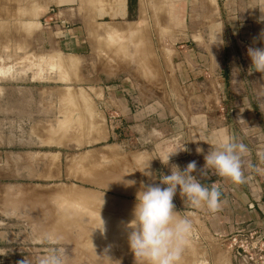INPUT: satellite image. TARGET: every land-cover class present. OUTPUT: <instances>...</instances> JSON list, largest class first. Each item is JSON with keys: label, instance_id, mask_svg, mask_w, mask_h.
<instances>
[{"label": "rangeland", "instance_id": "rangeland-1", "mask_svg": "<svg viewBox=\"0 0 264 264\" xmlns=\"http://www.w3.org/2000/svg\"><path fill=\"white\" fill-rule=\"evenodd\" d=\"M165 3L140 0V20L97 36V49L85 64L73 55H59V89L44 91L59 94V114L49 124L39 112L40 104L25 99L42 93L40 83L28 81L22 73L3 78L15 69L4 61L0 64V231L14 248L0 264H38L53 247L63 250L67 264H137L128 244L131 230L126 228L136 193L142 183L167 187L160 177L171 170L158 159L141 155L142 142L127 138L138 133L136 129L115 128L116 119L95 101L104 93L96 84L106 83L109 94L119 81L128 79V88L135 90L132 85L147 86L163 67L168 68V34H153L168 12ZM125 31L128 34H119ZM195 36L200 44V36ZM259 37L257 47H264ZM11 96L15 102H9ZM149 160L151 176H146L137 166ZM126 181L135 183L126 186ZM178 189L175 211L192 222L179 264H264L259 234L253 238L249 231L240 233L244 236L211 234L199 207L188 204ZM48 234L61 237L60 243L50 245Z\"/></svg>", "mask_w": 264, "mask_h": 264}, {"label": "crops", "instance_id": "crops-1", "mask_svg": "<svg viewBox=\"0 0 264 264\" xmlns=\"http://www.w3.org/2000/svg\"><path fill=\"white\" fill-rule=\"evenodd\" d=\"M165 4L168 12L153 34H168V68L163 67L147 86L131 84L135 90L128 88L126 79L113 87L114 93L106 94L111 87L100 81L96 85L104 93L95 101L116 119V129L137 130L126 137L142 142L143 157L160 161L158 155L184 147L170 157L169 170L173 164L183 170L195 161L192 174L205 186H219L218 210L199 207L211 234L249 231L264 236V79L258 72L248 74L251 61L244 43L259 44L257 29H264V11L256 6L264 9V0H167ZM140 12V0H0V64L4 61L15 69L3 78L22 73L28 81L40 83L42 93L25 99L39 103L41 116L54 122L59 94L44 91L59 89V55H73L85 64L97 49V36L138 22ZM194 34L200 36V44ZM10 99L15 102V96ZM149 107L151 111L146 110ZM220 127L246 148L241 154L240 184L213 169L201 175L211 146L199 139ZM197 148L203 151L197 153ZM2 235L0 231V262L14 250Z\"/></svg>", "mask_w": 264, "mask_h": 264}, {"label": "clouds", "instance_id": "clouds-1", "mask_svg": "<svg viewBox=\"0 0 264 264\" xmlns=\"http://www.w3.org/2000/svg\"><path fill=\"white\" fill-rule=\"evenodd\" d=\"M262 11V9L259 5ZM264 19V17H262ZM260 40L264 41V31L260 33ZM255 43V38L254 41ZM247 55L251 64L248 67V74L258 72L264 75V47L249 46ZM238 68V67H236ZM151 111V107L146 109ZM211 148L204 156V170L201 175H206L207 169H213L220 177L229 178L232 182L240 184L243 182L241 171V154L246 151L243 144L237 143L226 128L220 127L206 132L205 139ZM175 151L158 155L164 165H168L170 157L176 154ZM203 149L197 148V153ZM152 160V159H151ZM140 161L137 170L146 176H151L147 171L151 161ZM197 169L195 161L181 168L173 164L171 174L160 177L159 184H143L136 193V203L133 208V218L127 222L128 244L137 260V264H179L184 248L189 244L192 235V222L179 215L175 211L173 197L179 186L180 195L188 204L200 207L204 205L209 211L215 212L220 206V191L216 183L205 186L197 179L194 173ZM135 181H126V186H131ZM100 229V228H97ZM101 231L104 230L100 229ZM46 239L50 245H58L61 237L56 234H48ZM38 264H67L63 250L53 247L38 259Z\"/></svg>", "mask_w": 264, "mask_h": 264}, {"label": "built area", "instance_id": "built-area-1", "mask_svg": "<svg viewBox=\"0 0 264 264\" xmlns=\"http://www.w3.org/2000/svg\"><path fill=\"white\" fill-rule=\"evenodd\" d=\"M241 232H238L237 233V235H239V236H244L245 235V233H242V234H240ZM254 235H256V233H254V232H252L250 235H249V237H251V238H253L254 237ZM257 238V240L259 241V242H262V246H264V236H262V235H258V237H256Z\"/></svg>", "mask_w": 264, "mask_h": 264}, {"label": "bare ground", "instance_id": "bare-ground-1", "mask_svg": "<svg viewBox=\"0 0 264 264\" xmlns=\"http://www.w3.org/2000/svg\"><path fill=\"white\" fill-rule=\"evenodd\" d=\"M71 57H72V56H71ZM86 159H87V158H86ZM101 184H102V183H101ZM74 193H75V192H74ZM79 193H81V191H80ZM79 193H78V194H79ZM69 194H70V193H69ZM81 194L83 195V192H82ZM81 194H79V195H81ZM85 195H86V193H85ZM85 195H84V196H85ZM88 195H89V194H88ZM84 196H83V197H84ZM87 197H88V196H87ZM90 197H93V196H90ZM90 197H88V198L90 199ZM95 197H96V196H95ZM99 198H100V197H99ZM81 200H82V199H81ZM85 200H88V199H85ZM97 200H98V199H97ZM98 201H99V200H98ZM90 202H91V201H90ZM99 202H100V201H99ZM91 204H92V203H91ZM95 204H96V203H95ZM108 206H109V205H108ZM99 207H101V206H99ZM116 207H117V206H116ZM118 207H120V206H118ZM130 209H131V208H130ZM120 210H121V209H120ZM131 210H132V209H131ZM121 211H122V210H121ZM123 212H124V211H123Z\"/></svg>", "mask_w": 264, "mask_h": 264}]
</instances>
